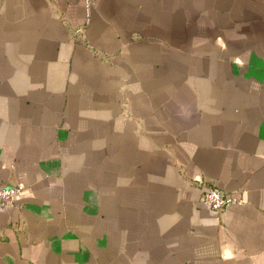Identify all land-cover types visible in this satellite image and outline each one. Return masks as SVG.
Wrapping results in <instances>:
<instances>
[{
    "label": "crops",
    "instance_id": "0c3cea01",
    "mask_svg": "<svg viewBox=\"0 0 264 264\" xmlns=\"http://www.w3.org/2000/svg\"><path fill=\"white\" fill-rule=\"evenodd\" d=\"M17 183L0 264H264V0H0Z\"/></svg>",
    "mask_w": 264,
    "mask_h": 264
},
{
    "label": "built area",
    "instance_id": "2783aa9c",
    "mask_svg": "<svg viewBox=\"0 0 264 264\" xmlns=\"http://www.w3.org/2000/svg\"><path fill=\"white\" fill-rule=\"evenodd\" d=\"M88 7L91 6V0H86ZM82 28H79L81 30ZM25 185L17 183L12 185H4L0 187V205H12L15 202L16 196L23 191ZM201 200L209 209L221 210L227 204H233L240 201L236 195L230 192H224L217 187H210L202 193Z\"/></svg>",
    "mask_w": 264,
    "mask_h": 264
}]
</instances>
